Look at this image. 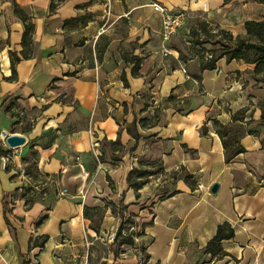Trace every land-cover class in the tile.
<instances>
[{
	"label": "crops",
	"instance_id": "1",
	"mask_svg": "<svg viewBox=\"0 0 264 264\" xmlns=\"http://www.w3.org/2000/svg\"><path fill=\"white\" fill-rule=\"evenodd\" d=\"M237 1L0 0V134L26 137L0 138V264H264V84L244 60L203 70L218 46L191 35L245 34ZM152 2L187 13L169 40ZM214 120L240 130L229 162Z\"/></svg>",
	"mask_w": 264,
	"mask_h": 264
},
{
	"label": "trees",
	"instance_id": "2",
	"mask_svg": "<svg viewBox=\"0 0 264 264\" xmlns=\"http://www.w3.org/2000/svg\"><path fill=\"white\" fill-rule=\"evenodd\" d=\"M259 4L264 6V0H256ZM53 8L55 5H52ZM26 23V29L24 32V42L27 43L31 40V34L33 31V25L31 22L26 21V17H24ZM74 20L67 21V24L73 23ZM203 32H207L208 35L203 39L200 37L195 38L198 34L197 31H192L191 35L194 37L193 42L194 44L201 45L207 42L212 43L213 45L218 46L216 49L209 51L212 54L210 59H205L204 63L202 64V69H213L216 67L217 61L222 58L226 57L228 61L232 60H244L246 63L253 65V77L257 81V83L264 84V14L259 20H247L245 22V34H238L233 35L230 31L221 29L216 34H211L207 31L206 27L200 28ZM23 55L26 57L27 53L24 51ZM20 58L17 57L13 53L12 58V65L13 68L17 61ZM139 60L136 59L134 70L138 69ZM197 79H201V76L197 75ZM246 108L240 110L236 113L234 120H241L242 113H245ZM261 122L264 123V106L262 107L261 113ZM214 125L216 126L217 133L222 138L224 149H225V158L226 161L229 162L237 155L245 151V148L239 142V135L240 130L236 129L233 126H227L219 122L218 120H214ZM238 133V135H232V133ZM145 172L133 170L129 175V182L132 183L133 176H143ZM143 184V182H138L136 186ZM120 218L122 220L119 230L116 234L115 239L118 238L122 234V230L124 228L125 222L129 220L126 219L124 221L123 217L124 214L119 212ZM235 230L229 223H224L220 225L217 229V233L215 236L209 241L207 244V249L212 250L213 252L219 251V246L222 240L229 239L234 237ZM134 233H129L126 236L121 237V241L124 243H134ZM47 236L43 237L42 241L39 242L36 240L34 242L35 247L43 248L47 241Z\"/></svg>",
	"mask_w": 264,
	"mask_h": 264
},
{
	"label": "built area",
	"instance_id": "3",
	"mask_svg": "<svg viewBox=\"0 0 264 264\" xmlns=\"http://www.w3.org/2000/svg\"><path fill=\"white\" fill-rule=\"evenodd\" d=\"M152 6L154 9L161 13L162 20H163V37L165 40H169L173 35L177 33L179 28L183 26L187 20V13L185 11H172L168 6L165 4H162L160 2H152ZM190 44V42H188ZM212 57V54L208 53L207 59H210ZM10 134L6 131L1 132L0 138L1 140L7 144V138ZM1 165L3 168H8L11 166L13 159L10 155L5 154L1 156ZM85 175H88L87 172H85ZM67 190L63 188L60 191V196H65ZM126 221V219H124ZM134 228H132L133 230ZM116 237V232L112 234V238L114 239ZM144 260H140V264H143ZM214 263V261H212ZM27 264H35L33 261H29Z\"/></svg>",
	"mask_w": 264,
	"mask_h": 264
},
{
	"label": "rangeland",
	"instance_id": "4",
	"mask_svg": "<svg viewBox=\"0 0 264 264\" xmlns=\"http://www.w3.org/2000/svg\"><path fill=\"white\" fill-rule=\"evenodd\" d=\"M237 3H238V7L239 6L243 7L242 9H243L244 19H246L247 17L260 19L264 14V7L260 5L256 0H238ZM210 28L214 29L215 27H210ZM263 106H264V103L261 102L259 104L261 113H262ZM236 134L238 135L237 132L232 133V135H236Z\"/></svg>",
	"mask_w": 264,
	"mask_h": 264
},
{
	"label": "water",
	"instance_id": "5",
	"mask_svg": "<svg viewBox=\"0 0 264 264\" xmlns=\"http://www.w3.org/2000/svg\"><path fill=\"white\" fill-rule=\"evenodd\" d=\"M6 141L10 147H19V146L25 144L26 137L24 135H20V134H10ZM218 188H219V185L216 183L212 186L211 190L213 192H217Z\"/></svg>",
	"mask_w": 264,
	"mask_h": 264
}]
</instances>
